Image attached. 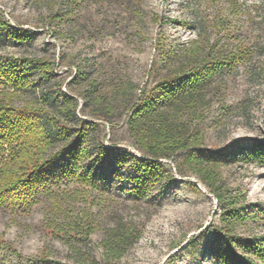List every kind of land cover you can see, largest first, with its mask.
<instances>
[{
  "label": "rangeland",
  "instance_id": "374dc122",
  "mask_svg": "<svg viewBox=\"0 0 264 264\" xmlns=\"http://www.w3.org/2000/svg\"><path fill=\"white\" fill-rule=\"evenodd\" d=\"M20 58L28 62L16 106L37 101L57 121L85 126L92 184L50 167L31 202L0 204V264H75L73 248L111 264L103 241L120 223L139 236L114 264H261L253 252H264V0H0V59ZM197 58L221 66L198 113L181 117L192 153L216 161L200 171L181 160L186 152L160 159L164 177L139 190L148 155L128 129L130 109L175 62ZM69 99L76 112L66 121ZM105 102L114 112L98 116ZM219 187L239 201L233 227ZM76 214L94 220L88 238L71 239Z\"/></svg>",
  "mask_w": 264,
  "mask_h": 264
},
{
  "label": "trees",
  "instance_id": "16d2710c",
  "mask_svg": "<svg viewBox=\"0 0 264 264\" xmlns=\"http://www.w3.org/2000/svg\"><path fill=\"white\" fill-rule=\"evenodd\" d=\"M57 20L58 17L55 21ZM10 28L15 29L12 25ZM157 49L160 50L159 46ZM38 61L33 59L30 62ZM27 62L24 58L15 61L0 59V204L26 203L31 198L30 191L44 178L46 170L50 167L59 169L63 174H72L74 171L77 176L83 177L85 182L92 184L91 178L85 175L88 165H84V160L90 154L83 147L87 135L85 126L74 128L69 127L66 122L57 121L56 117L49 115L50 110L46 104L37 101L21 107L16 106L15 98L24 84L21 73ZM181 62L183 64L175 62L177 67L170 66L167 75L154 87L142 89V95L129 112L128 129L139 149L148 155V159L142 163L143 173L137 180L138 189L144 192L151 190L164 177L163 166L158 164L160 159L174 160L176 154L180 157L186 152L185 158L181 157V160H190L194 168L202 171L207 162H214L217 158L210 159L197 151L192 153L186 138L190 131L181 116L198 113L197 109L205 100V91L212 86L213 72L221 65L210 59L199 58ZM49 69L46 63L43 71L46 77L50 74ZM83 75L80 70L78 77ZM69 100V107L66 108L68 111L64 112L66 121L69 120L70 114L76 112V103H73L76 100ZM114 100L115 98H112L110 101ZM108 104L96 109L98 116L108 117L113 114L114 107L110 109ZM59 143L61 146L54 152L52 148ZM102 149L97 155L100 156L99 162L109 153L105 146ZM214 193L220 204L227 202L230 205L231 210L227 214L230 217L227 222L233 227L235 216H238L235 205L239 201L231 200L233 197L227 198L222 189ZM70 225L71 239L80 234L88 238L95 228L94 220L81 214L72 217ZM52 226L55 231L53 224ZM232 231L230 228V232ZM55 232L58 235L64 231ZM231 234H226L228 247L234 241ZM138 236L130 224L120 223L111 229L107 239L103 241L107 261L114 264V261L119 260ZM80 239L81 242L85 240ZM5 245V242L0 240V250ZM7 249L17 253L11 245H8ZM73 250L76 256L75 264H92L90 255L81 254L78 248ZM253 253L262 260L261 264H264V252L259 250ZM37 260L48 261V257L41 256ZM223 264L231 263L226 261Z\"/></svg>",
  "mask_w": 264,
  "mask_h": 264
}]
</instances>
